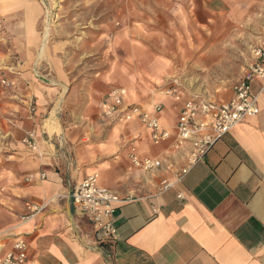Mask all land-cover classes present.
I'll use <instances>...</instances> for the list:
<instances>
[{
	"label": "crops",
	"instance_id": "1",
	"mask_svg": "<svg viewBox=\"0 0 264 264\" xmlns=\"http://www.w3.org/2000/svg\"><path fill=\"white\" fill-rule=\"evenodd\" d=\"M229 1L204 4L225 11ZM0 16L9 17L16 30L25 69L28 54L41 45V7L35 0H1ZM150 46L132 47L120 37L105 73L78 79L57 70V88L33 85L31 91L27 86L15 92L8 151L0 152L2 254L12 252L14 240L21 238L32 264H264V95L257 97L256 116L218 140L178 180L181 165L171 142L189 97L175 101L158 92L169 60ZM260 86L252 80L251 94ZM233 87L224 98L206 100L226 103ZM114 90H124V104L143 112L160 106L158 121L170 140L154 146L137 119L90 121L92 114H102L99 103ZM29 133L35 151L23 144ZM131 148L140 159L162 160V166L151 173L134 168ZM95 174L98 186L129 199L111 216L117 231L112 243L90 218L74 212L69 199L75 185Z\"/></svg>",
	"mask_w": 264,
	"mask_h": 264
},
{
	"label": "rangeland",
	"instance_id": "2",
	"mask_svg": "<svg viewBox=\"0 0 264 264\" xmlns=\"http://www.w3.org/2000/svg\"><path fill=\"white\" fill-rule=\"evenodd\" d=\"M35 1L41 7L37 34L42 46L28 54L25 69L20 68L23 48L15 41L16 30L9 27V17L0 16L1 153L8 151L13 96L19 88H57V70L78 79L105 73L113 64L112 45L120 37L132 47L151 45L169 60L165 84L155 86L161 88L158 92L202 99L226 97L242 78L252 49L264 38V0H230L225 11L208 10L204 0ZM93 119L117 122L103 114H92Z\"/></svg>",
	"mask_w": 264,
	"mask_h": 264
},
{
	"label": "built area",
	"instance_id": "3",
	"mask_svg": "<svg viewBox=\"0 0 264 264\" xmlns=\"http://www.w3.org/2000/svg\"><path fill=\"white\" fill-rule=\"evenodd\" d=\"M260 81V90L252 95L250 84L252 80ZM175 101H180L179 92H169ZM264 95V38L252 49L250 60L242 78L233 87V97L226 103H217L201 98L190 97L184 102L178 117L175 136L171 149L175 153L178 169V180L185 176L196 164L201 162L215 143L242 124L247 117L258 114L257 97ZM125 91L114 90L100 103L102 114L107 119L117 122H129L137 119L148 131L150 141L158 146L170 140V133L158 121L160 106L155 105L153 111L143 112L138 107L124 104ZM23 144L35 151V141L29 133L23 139ZM129 160L132 166L144 173L159 169L163 161L158 158H138L136 150L131 148ZM176 163H170L172 166ZM163 189L169 184L163 182ZM69 199L74 212L92 220L95 227L102 231L104 241L114 242L117 239L116 228L112 225L111 216L115 209L128 202L116 193L97 185V176L92 175L75 185ZM36 211L32 210L31 212ZM4 243L0 241V264H32L25 259L27 244L21 238L13 242L12 252L1 253Z\"/></svg>",
	"mask_w": 264,
	"mask_h": 264
},
{
	"label": "bare ground",
	"instance_id": "4",
	"mask_svg": "<svg viewBox=\"0 0 264 264\" xmlns=\"http://www.w3.org/2000/svg\"><path fill=\"white\" fill-rule=\"evenodd\" d=\"M47 26V25H46ZM46 30H47V27H46ZM46 32V31H45ZM45 34V33H44ZM48 35H49V33H48ZM45 36V35H44ZM46 37V36H45ZM45 37H44V39H45ZM35 149H36V147H35ZM33 151V150H32ZM96 175V174H95ZM97 176V178H98V175H96Z\"/></svg>",
	"mask_w": 264,
	"mask_h": 264
}]
</instances>
